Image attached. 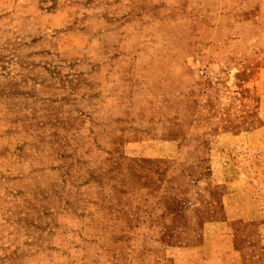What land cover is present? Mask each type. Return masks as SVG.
Returning <instances> with one entry per match:
<instances>
[{
    "label": "rangeland",
    "instance_id": "374dc122",
    "mask_svg": "<svg viewBox=\"0 0 264 264\" xmlns=\"http://www.w3.org/2000/svg\"><path fill=\"white\" fill-rule=\"evenodd\" d=\"M0 264H264V0H0Z\"/></svg>",
    "mask_w": 264,
    "mask_h": 264
}]
</instances>
